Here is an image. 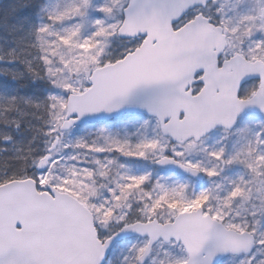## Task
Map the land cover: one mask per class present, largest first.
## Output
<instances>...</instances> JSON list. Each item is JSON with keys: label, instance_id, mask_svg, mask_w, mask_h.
<instances>
[{"label": "snow or ice", "instance_id": "snow-or-ice-1", "mask_svg": "<svg viewBox=\"0 0 264 264\" xmlns=\"http://www.w3.org/2000/svg\"><path fill=\"white\" fill-rule=\"evenodd\" d=\"M90 7L95 8L93 0H80L79 4L50 19L62 21L75 16L84 17ZM95 10L105 17L118 20V23L104 27V20L95 19L94 26L97 30L92 33L91 39L82 42L75 39L78 37L79 28L70 30L63 36L57 35V48L63 44L76 49L92 50L80 53V63L60 58V63L65 67L57 68V71H67L69 76L75 74L82 77L78 81L79 86H74L70 79L59 82L53 79L52 81L53 85L63 90L64 93L60 96L50 95L49 97L53 107L58 111V119H62L60 127L63 129L74 127L76 122L85 116L101 111L107 113L126 105H133V92L140 87L165 88L167 80L164 73L145 72L139 68V64L146 55H164L169 59L173 58L175 53L167 47V42L163 39L165 34L182 33L184 29L190 27L202 38L197 43L204 45L210 51L213 43L219 47L223 41L224 37L220 33L238 31L237 27H229L228 21L213 19L211 15L205 14L196 3H191L189 0H153L147 5L133 2L129 3L127 8L121 7L118 17L113 15V6L107 3ZM261 15L264 16V10H261ZM240 23L245 24L244 36L253 35L255 17H242ZM117 29H119L120 36L137 42L135 50H129L127 56L115 62V65L121 66L120 68H117L111 61L105 62L95 51V40L104 36H116ZM38 31L47 33L48 28L44 26ZM256 50L264 53V40L256 45ZM50 55L55 57L58 53L52 52ZM50 55L45 53L42 57L46 65L56 63ZM128 56L133 59L125 64ZM221 56L220 51L215 52V64L218 68L223 67ZM244 59L245 57L241 55V60ZM245 70L255 74V78L260 81L262 91L254 90L251 98L241 99L239 89L236 91L235 98L222 89L218 93L216 107L211 110L205 109L196 120H193L186 105H173L166 110L167 114H165V111L158 110L151 101L141 103L138 106L146 109L150 116L160 118L157 124L161 127L163 135L158 138H145L135 145H131L130 142L117 144L115 150L120 151L126 157L136 155L140 158H147L150 152L158 150L161 155L156 163L175 164L192 176L202 173L213 180L224 170L223 166L243 163L251 175L260 183H264V129L256 136L255 150L253 151L251 146L249 149L252 152L254 163L239 160L238 154H227L223 147L213 148L211 151L201 149L206 157L214 162L211 168L205 167L199 160L188 159V155L194 149L199 148L203 137L213 130H226L233 127L238 122L245 106L257 107L264 112V55L259 57L256 69L249 64ZM48 72L55 77L56 72L51 67L48 68ZM202 72V69L197 68L192 73L193 84L185 86V93L191 89L192 96L197 94V90L204 84ZM82 74L86 75L82 76ZM179 107H184L185 111L179 112L178 116L176 109ZM65 112L67 113L66 118L63 115ZM169 118L173 123L169 124ZM144 123L147 125L148 121L145 120ZM164 137L168 139L162 144ZM168 143L172 145L171 152L165 151ZM97 151H103V149H97ZM41 165H44L43 159H41ZM46 171L47 167L44 165L40 167L38 174L34 173L28 177L35 189L32 195L35 197L38 193L46 191L48 196L53 198L48 201L49 207L57 208L61 202L55 201L56 194L50 187L41 186V180ZM147 178V175L130 176L127 180L143 188L142 182ZM241 184L245 185L244 190L246 191L247 182L243 178H241ZM241 184L233 185L234 190H229L223 200V206L218 208L208 207L207 191L191 199L184 197L183 193L187 185H181L171 192L165 189L163 194L155 200L149 194L144 203V216L137 218L135 222L130 221L126 215L119 217L118 231L100 228L98 218L93 219L91 228H88L87 221L91 209H82L84 234L90 246L95 250V258L83 264H111L108 249L112 241L128 231L141 235L145 239L149 236L155 239L163 235L165 240H173L182 244L185 247L186 259L177 261V264H189L192 258L208 248L212 249L209 252V264H213V257L218 255H240L246 258L247 264H264V259H258L254 251L256 248H264V234L257 235L254 226H241L227 215L232 199L239 198L238 194L243 195ZM109 191L115 200L121 199L116 189ZM119 206L117 204L115 207ZM114 212L115 209H113V214ZM110 222V218L103 221L105 224ZM34 239L31 218L18 212L10 214L6 223L0 227V257H13L9 264H35L32 259ZM145 253V247L139 248L138 258L142 260Z\"/></svg>", "mask_w": 264, "mask_h": 264}, {"label": "rangeland", "instance_id": "rangeland-1", "mask_svg": "<svg viewBox=\"0 0 264 264\" xmlns=\"http://www.w3.org/2000/svg\"><path fill=\"white\" fill-rule=\"evenodd\" d=\"M79 2L80 0H44L38 21L39 28L44 26L48 28L47 33L39 32L36 37L40 51L39 60L44 69L42 81L47 85L48 107L40 133L44 140L36 150L40 153V162L30 167L34 171L31 174H38L40 167L46 165L47 171L41 180L42 187L50 186L58 192L75 198L87 209H91L90 213L93 219L98 218L100 228L117 231L119 230V217L126 215L130 221L135 222L137 218L144 216V203L149 194L155 200L163 194V190L171 192L181 185H187L183 193L184 197L191 199L207 191L208 207H222L224 198L230 189L234 190L233 185L238 184L236 179H239L236 172L232 173L234 178H229L225 169L232 171L237 169L242 173L241 178L247 182V190H244L245 185L241 184L240 179L243 195L238 194L239 198L232 199L227 215L241 226H254L257 235L264 234V183H260L251 175L245 164L234 163L231 166H223L224 170L214 180L201 173L205 181L198 184L175 171L155 167L154 164L161 155L158 150L150 152L147 158H140L136 155L126 157L120 151L115 150L117 144L130 142L131 145H135L145 138L152 139L161 136L157 122L141 115H126L107 123L85 125L68 132L59 131L62 119H58V111L53 107L49 97L50 95L60 96L64 93L63 90L55 87L52 81L53 79L58 82L70 79L74 86H79L78 81L82 78L75 74L69 76L67 71H57V68L65 67L60 63V58L80 63V53L92 50L76 49L63 44L57 48V35L63 36L68 31L79 28L76 40L82 42L91 39L92 33L97 30L94 26L95 19L104 20V27L118 23V20L105 17L95 8L103 7L105 3L110 4L114 8L113 15L118 17L120 8H125L127 4V0H93L95 8L90 7L84 17L75 16L62 21L50 19V17L71 9ZM261 10H264V0H213L203 10L213 19H223L229 22V27L238 28L236 33L223 32L227 42L223 59L243 55L247 61L254 62L264 55L256 50V45L264 40V16L261 15ZM246 16L255 17L251 36L243 35L245 24L240 23L242 17ZM95 44V51L100 54L101 58L105 62L111 61L112 63L137 46L135 40L120 41L117 36L97 38ZM52 52L58 55L51 57ZM45 53H48L51 59H55L56 63L46 65L42 59ZM49 67L56 72L55 77L49 74ZM252 92L251 87H243L240 97L247 98ZM63 115L65 116V113ZM145 120L148 121L147 125L144 123ZM262 129H264V116L245 114L240 117L232 131H215L202 140L198 149L186 155L188 159L199 160L205 167L211 168L214 162L210 161L201 149L211 151L213 148L223 147L227 154H238L239 160L254 163L252 152L249 149L251 146L253 151L255 150L256 136ZM166 142L167 139L161 141L162 144ZM171 148L172 145L168 143L165 151L171 152ZM97 149H103V151H97ZM41 159L44 160V165H41ZM35 165L36 168H34ZM143 175L148 177L142 182L143 188L127 180L130 176ZM110 189H116L121 195L119 201L110 194ZM117 204L120 206L115 207ZM113 209H115L114 214ZM108 218L111 222L103 223ZM145 246L146 239L138 238L116 245L109 255L111 264H136L138 249ZM254 251L258 259H264V248H256ZM184 259H186V253L180 244L158 243L145 264H177V261ZM219 264H247V260L242 256L227 257Z\"/></svg>", "mask_w": 264, "mask_h": 264}, {"label": "water", "instance_id": "water-1", "mask_svg": "<svg viewBox=\"0 0 264 264\" xmlns=\"http://www.w3.org/2000/svg\"><path fill=\"white\" fill-rule=\"evenodd\" d=\"M211 1L212 0H189L191 3H196L200 9H205ZM133 2L147 5L152 3L153 0H128L127 5ZM125 8H127V6ZM220 35L223 36L224 39L219 44V47H217L216 43H213L209 51L207 47L197 43V41L202 38L190 27L184 29L182 33L165 34L163 39L167 42V47L174 51L175 55L173 58L169 59L164 55H146L139 64V68L145 72L164 73L167 80L166 87L163 89L151 86L140 87L133 92V105H126L107 113L101 111L96 114L85 116L77 121L74 127L105 123L126 114H141L158 120L160 118L150 116L146 109L138 106L141 103H148L150 101L158 110L165 111V114H167L166 110L173 105H186L193 120H196L205 109L211 110L216 107L217 96L222 89L226 90L230 96L235 98L237 89L240 90L241 86L246 81L256 79L255 74L246 71L245 68L250 64L252 68L256 69L258 61L248 62L245 59L241 60L240 55H235L229 61L224 62L223 67L218 68L215 64V52L220 51L221 54H223L227 48L224 33L222 32ZM117 37L124 41L131 40L120 36L119 29L117 30ZM132 59L131 56H128L125 64ZM115 66L117 68L121 67L120 65ZM197 68L203 70L202 78L204 84L199 93L192 96L191 89H189V92L185 93L184 88L186 85L191 86L193 84L192 73L196 71ZM260 91H262L261 88H259L257 92ZM176 111L179 116V112L185 111V108L179 107ZM244 112L264 115V112H261L257 107L253 106H245L240 116ZM66 117L67 113L65 118ZM171 123H173V121L169 118V124ZM234 126L226 130L230 131ZM74 127L68 129L60 127L59 131L68 132ZM160 132L163 135L161 127ZM155 165L161 169L180 170L183 174L198 182L204 180L201 174L192 176L175 164L160 165L155 163ZM32 185L33 182L28 179L13 181L0 186V227L6 223L7 217L14 212L31 218L35 237L32 245V259L35 261V264H83L85 261L93 260L95 258V250L90 246L85 237L84 219L81 212L82 209L86 208L71 196L60 193L50 187L52 192L56 194L55 201L61 202L59 207L51 208L48 205V201L53 200V198L49 197L48 193H38L34 197L32 193L35 189ZM92 221L93 218L89 212L87 221L88 228H91ZM133 237L144 238L131 231L125 232L112 241L108 253L117 242ZM148 239L146 253L143 255L142 260L140 258L138 259V264H144L152 247L159 240H163L166 244L171 241L165 240L163 235H159L155 239L149 236ZM175 243L178 245V242ZM183 248L185 250L184 246ZM211 250V248H208L201 251L198 256L190 260L189 264H209V252ZM241 251H244V249H241ZM227 256L229 255H218L213 257V264H218ZM12 259L13 257L11 256L0 257V264H9Z\"/></svg>", "mask_w": 264, "mask_h": 264}, {"label": "trees", "instance_id": "trees-1", "mask_svg": "<svg viewBox=\"0 0 264 264\" xmlns=\"http://www.w3.org/2000/svg\"><path fill=\"white\" fill-rule=\"evenodd\" d=\"M43 5L44 0L0 3V184L28 178L40 162L36 150L48 107L36 42Z\"/></svg>", "mask_w": 264, "mask_h": 264}, {"label": "flooded vegetation", "instance_id": "flooded-vegetation-1", "mask_svg": "<svg viewBox=\"0 0 264 264\" xmlns=\"http://www.w3.org/2000/svg\"><path fill=\"white\" fill-rule=\"evenodd\" d=\"M224 60H222V62H223ZM243 87H251V89L254 91H256L257 89H258V87H259V81H249V82H246L243 86H242V88Z\"/></svg>", "mask_w": 264, "mask_h": 264}, {"label": "bare ground", "instance_id": "bare-ground-1", "mask_svg": "<svg viewBox=\"0 0 264 264\" xmlns=\"http://www.w3.org/2000/svg\"><path fill=\"white\" fill-rule=\"evenodd\" d=\"M233 172H236L238 174V177L239 179H236L238 181V184H240V179H241V176H242V173L240 171H238L237 169L235 171H232L230 169H225V173L228 175L229 178H234L233 177Z\"/></svg>", "mask_w": 264, "mask_h": 264}]
</instances>
